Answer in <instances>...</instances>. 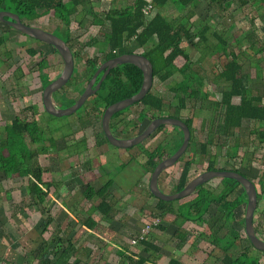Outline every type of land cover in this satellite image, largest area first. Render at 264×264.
Returning <instances> with one entry per match:
<instances>
[{
  "label": "trees",
  "instance_id": "trees-1",
  "mask_svg": "<svg viewBox=\"0 0 264 264\" xmlns=\"http://www.w3.org/2000/svg\"><path fill=\"white\" fill-rule=\"evenodd\" d=\"M110 1L114 4L122 0ZM169 1L179 11L187 12L186 21L185 19L182 22L168 21L159 12L158 9L165 7ZM237 1L242 6L247 3L245 0ZM250 1L258 7H264V0ZM87 3L86 0H0V11H9L16 14L20 20H29L30 22L44 15H53L63 25V28L59 30L65 34L66 38L58 37L66 43L73 52L74 59H76L79 55L74 52V39L69 28L79 8H82L84 13L89 12L90 7ZM231 4V0H209L207 6L209 8L210 5H216L226 11ZM197 5V0H153L152 7L156 11H154L150 20L145 19L143 12L146 6L145 0H133V3L128 6L112 8L99 15L91 12V25L107 26L109 32L103 34L102 41L91 38L84 46L98 47L102 63L124 54H132L139 49L152 65L153 81L157 79L159 82L164 83L176 74L181 76V79L170 88V92L177 99L176 107H172L171 103L166 104L162 97L151 93V89L139 103L132 105L142 106V109L150 113L166 115L164 117L179 119L185 123L190 131V140L187 150L176 163L187 154L189 149L191 151V145L194 144L193 120L191 117L181 118L180 112L186 109L187 102H192V108L194 109L201 107L202 102L208 97V93L202 90L205 80L211 87L220 88V100L213 102L215 111L210 119L208 138L205 142L197 144L198 149L193 153H198L196 155H198L200 162L204 161L206 163L205 171H232L252 181L255 187L259 185L260 189L256 187L259 204L264 195V169L255 178L242 171V168L235 167L236 164L233 162L236 160L239 165L242 164V159L238 156L240 145L236 133L243 127V122L246 121L248 124L264 122V106L259 98L252 95L248 85V74L245 73L247 63L251 66L258 55L264 54V46L259 45V39L254 32L239 40L234 38L235 41L232 40L229 44L227 39L212 30L206 23L207 21L201 27L190 23ZM199 20L204 21V19ZM210 39H213L215 43ZM4 42V37L0 36V47L3 46ZM183 43H187L189 47L196 51L212 47L210 55L211 57L218 55V61L211 65L208 76L203 74L200 76L199 73L201 72L195 69L196 67L191 62ZM244 43H248V46L242 49L245 46ZM233 46L237 47V53L229 49ZM27 53L29 56L36 54L34 51H28ZM220 56L224 59V62H220ZM200 57L198 64L206 56L201 52ZM262 61H264V58ZM258 63H260L259 59ZM46 65V61L43 60L36 69L40 74L42 89L49 83L46 80L47 75L42 73ZM98 65V59L96 58L86 60V66L81 72L82 79L86 83ZM79 74L75 68L74 76L69 82L72 83L75 80L76 85L80 83L81 80H78ZM141 84L142 73L135 66L122 65L111 70L101 84L100 89L87 100H91L92 103L87 112V117L91 118V115H97L101 120V116L108 106L135 95ZM58 93L59 91L56 94ZM63 96L64 94H58L57 106L60 108H67L76 100L73 99L65 106L61 103ZM235 98L237 102L234 101ZM33 108V105H31L28 110L31 111ZM216 109L219 110V117L215 113ZM119 113L114 114L111 118L110 129L112 128V119ZM139 114L144 117L142 113ZM145 118H142L140 123L141 130L154 119L153 116L150 119ZM85 123L91 125L89 121L82 122V125L84 126ZM164 127L166 126H160L149 139H155L156 134L161 133ZM1 131L3 132V138L0 139V171L3 173V178L8 176L17 178L27 186L28 194L34 204H42L48 196L49 186L42 180V176L47 170L40 167L38 157L41 155L46 156L49 150L54 147L53 142L49 147L43 145L45 139H43V133L36 119L22 120L15 117ZM179 133L180 138L177 137V134L172 137L174 145L177 144L175 147L173 145L170 152L164 151L165 149H162L159 144L152 151L140 150L141 154L145 156V161L142 162L143 166L147 168L145 173L151 174L160 161L171 156L179 148L182 142V133L180 131ZM255 133L259 145H264V132L260 134L256 130ZM101 135L103 136V142H107L102 130ZM231 140L233 144L228 147L229 150L224 154L229 158L228 162H231V166L218 168V155L211 153V148L215 146L221 151L223 146L229 145L228 142ZM75 152L77 153V150ZM131 159L138 160V158ZM192 166L193 158L190 155L183 162L179 177L173 185V193L181 191L192 180H189ZM219 181L218 186L215 188L207 186L206 183L196 188L189 197L173 202L160 201L154 198L149 191L148 193L156 201L155 208L160 212L159 217L175 214L184 222L205 225L204 232L208 235L206 237H210L212 240L211 245L221 252L220 264H260L257 257L249 256L250 250H256L251 246L244 233V211L246 206L244 190L235 180L221 179ZM110 186L111 183L108 181L97 189L89 184L81 189L85 199L91 200V198L97 197L100 200L97 209L104 216L107 215L104 210L107 209L108 213L110 212V206L106 202ZM43 187H45V191H43ZM182 200L184 201L181 202ZM242 205V215L240 218H236V212L241 209ZM212 206L215 207L213 212L211 211ZM174 207H177L176 212H174ZM40 226H42V222ZM253 227L257 234L258 228L254 225V220ZM245 244L247 246H244ZM239 248H241L240 252Z\"/></svg>",
  "mask_w": 264,
  "mask_h": 264
},
{
  "label": "rangeland",
  "instance_id": "rangeland-1",
  "mask_svg": "<svg viewBox=\"0 0 264 264\" xmlns=\"http://www.w3.org/2000/svg\"><path fill=\"white\" fill-rule=\"evenodd\" d=\"M86 1H88L87 5L90 7L89 12L84 13V10L79 8L75 13L74 19L72 20L69 28L71 31V36L74 39V51L77 55H79L78 58L74 59V64L75 68L77 69V73H80L78 80H81V82L77 85L75 80L72 81V83L69 82L62 88L61 91H59V93L64 94V96L61 98V103H63L65 106L68 104V102H72L73 99H77L86 85V81L82 79L81 75L83 68L86 66V60L96 58L98 59L99 64L102 63V58L100 53H98V47H87L84 45L91 38H96L102 41L103 34L108 33L109 29L107 26L99 27L96 25H91L90 21L92 20V17L90 13L92 12L99 15L109 11L112 8H122L133 3V0H122L114 4L111 3L110 0ZM231 1L232 4L230 8H228L226 11H223L222 7H217L216 5H210L208 8L207 5L209 0H197L198 5L194 9V16L190 19V23H193L195 26L197 25L199 27L207 23L212 28V30L216 31L223 38L227 39L229 44L232 42L233 38L240 39L245 35V33L250 31V29H253L255 32L264 35V7L255 6L250 0H245L247 3L244 6L240 5L239 1L237 0ZM158 10L168 21L173 22H182L187 14L186 11H179L170 1L165 7ZM199 19H204V21ZM33 23H35L36 26L39 23L44 30H49L55 35L61 36L64 39L66 38L65 34L61 33L59 30L63 28V25L51 14L44 15L37 20H33ZM33 23L28 20L29 25H34ZM0 36H3L5 39L3 46L0 47V101L6 105L4 106V109L0 108V111H2L0 112V122H10L15 118V116L22 120L36 119L43 133V139H45L43 145L45 147H49L51 142H53L54 145V147L49 150V153L46 156L41 155L38 157V159L41 160L43 164L51 163L52 159H65L66 162L61 163L62 169L60 170L59 174L65 172L77 174L78 180L80 179L78 183V190L81 189L79 185L82 186L84 182L88 181L91 177H93V181L89 184H91V186L96 189L101 185L100 183L111 179L114 182L116 190H131L132 187H134L135 182L138 179L141 180V178H143L142 176L147 169L142 164V162L145 161V156L141 154L140 150L143 149L144 151H152L159 144L162 149H165L164 151L170 152L174 145V140L172 137L177 134V137L180 138L178 129L166 126L161 133L156 134V139L145 140L142 145L131 150H118V148H115L108 142H105V145L107 149L111 151V154H117L118 151L119 155L116 158L112 159L110 157H106L105 155L103 156V154L100 156H95L97 153L94 151H87L85 146L87 145V141H89L88 144H93V142L96 141H103V136L101 135L99 116L91 115V119L87 117V112L92 105L91 100L86 101L85 104L75 113L60 118L48 115L43 110L42 102H39L42 89L40 85L41 83L37 78L35 64L39 59L44 58L47 62V65L43 70V74H46L49 80L52 81L62 70L63 64L61 58L50 46H43L40 43L37 44L36 41L27 40L20 34L10 30L8 26H5L1 23ZM210 40L214 41L213 39ZM24 46L33 48L37 53L41 54L39 56L37 54L34 57H30L25 52ZM183 46L186 47V51L191 59V62L194 64V67H196L195 69H198L201 72L199 73L200 76H202V74L204 76H208L211 65L218 61V55L213 57L210 55V52H212V47L206 48L202 51H196L195 49L189 47L187 43H183ZM229 49H232L235 53L238 51L236 46H233ZM136 52H141V50L138 49ZM199 52L200 54L202 52L204 56H206L204 60L202 59L200 64H198L201 58ZM9 53L12 54V57L14 56L13 58L15 63H13L14 66L12 67H10V65H12V60L10 62L8 57ZM219 59L220 62H224V59L221 58V56ZM20 64H22V66L16 67ZM246 69H248V67H246ZM180 79L181 76L178 74L174 75L171 79L164 83L154 79L153 85L151 87V93L162 97L166 104L171 103L172 107H176L177 99L174 97L173 93L170 92V88H172L174 84ZM202 90L208 93V97L202 102L201 107L194 109L192 108L193 103L187 102L186 109H183L180 112L181 118L185 119L187 117H191L193 120L194 144L191 145V151L189 149L187 154H185L183 158L174 165V167L172 166L173 168H169L170 170L168 169V173L164 172L159 177L158 187L166 195L172 194L174 192V187L172 185H175L183 162L188 159V156L191 155L193 158V166L189 173V180L205 172L206 163L204 161L200 162L198 155H196L198 153L194 154L193 152L195 150L197 151V144L205 142L208 138L207 135L210 119L212 115H214L215 111L213 102L220 100V88L215 89L211 87L205 80ZM58 94L55 93L52 97L53 103L56 104V106ZM31 105H33L34 108L33 110L29 111L28 106L30 107ZM58 105L61 106L60 104ZM139 113H142L144 117L140 116ZM215 113L219 117L218 109H216ZM152 116L154 119H156L164 118L166 115L156 114L154 112L150 113L142 109V106H130L121 111L116 117L112 119L111 132L114 137L118 139H129L140 132V123L142 122V118L146 117L145 119H150ZM84 121H89L91 125L89 123H85L83 126L82 122ZM251 129L252 125L244 121L243 127L236 133L238 136V143L240 145L238 149V156L242 159V164L239 165L238 161L236 160L235 162H232L236 164L235 167L242 168V171H245L246 174L256 178L260 175L262 169H264V167H262L264 166V146L259 145V143L251 134ZM228 144L229 145H224L221 151H219L215 146L211 148V153H216L218 155V168H228L231 166V162H228L229 158L224 154L229 150L228 147L233 144L232 140L229 141ZM76 150L78 154L75 152ZM131 151H136L135 155L139 156L137 161L131 159L133 157L130 154ZM87 159H89V162L87 163L90 164L92 168L85 173L79 172L78 170H80L82 166L78 164H84L83 161H87ZM48 164L47 168L49 169L51 166ZM92 171H94V173H92ZM97 178L101 181L102 179L104 180L102 182L99 180V183L95 181ZM219 182V179H214L208 182L206 185L211 188H215L218 186ZM255 182H257V180H255ZM17 183L19 185L20 180H18ZM19 187L20 186L17 188ZM256 187L259 188V185ZM145 188H148V183L145 185ZM183 201L184 200L181 202ZM214 208L215 207L212 206V212L214 211ZM242 212L243 205L241 206V209L237 210L235 217L240 218ZM253 220L254 225L258 228L257 236L261 240H264V195L259 201ZM203 229L205 230L204 227ZM29 231L32 232L33 230L29 229ZM206 236L208 235L204 234V237ZM244 246L247 245L245 244ZM240 251L241 248H239V252ZM216 254L221 255V252L218 250L216 251ZM249 256L257 257L259 259V263L264 264L263 253H257V251L250 250Z\"/></svg>",
  "mask_w": 264,
  "mask_h": 264
},
{
  "label": "crops",
  "instance_id": "crops-1",
  "mask_svg": "<svg viewBox=\"0 0 264 264\" xmlns=\"http://www.w3.org/2000/svg\"><path fill=\"white\" fill-rule=\"evenodd\" d=\"M252 32L257 35L259 45L264 46V35L253 29L243 37ZM244 44L242 49L248 46V43ZM263 58L264 54H260L251 66L247 63L249 68L245 73L248 74L252 95L259 98L264 106ZM4 106L0 101V108L4 109ZM9 123L1 121L0 129ZM250 125L258 142L255 131L262 134L264 122ZM2 138L3 132L0 131ZM88 143L86 150L94 151L97 153L95 156L103 154L113 159L119 155L118 151L111 154L103 141ZM130 154L134 159L139 158L136 151ZM38 162L42 169L47 170L42 180L49 186L48 196L42 204H34L24 183L18 185V179L11 176L3 178L0 171L1 260L21 264H220L222 257L216 254L218 249L211 245L210 237H204L205 225L184 222L175 214L159 217L156 201L145 188L150 174L144 173L131 190H116L111 179L105 182L99 179L100 183L97 178L95 181L100 186L108 181L111 183L106 201L110 212L104 210L107 213L104 216L97 209L100 200L97 197L85 199L81 191L83 186L93 181V177L79 185L81 189L78 190L80 179L77 174H59L65 159H52L49 164H43L39 159ZM83 162L78 164L82 166L78 171L85 173L92 166L87 163L89 159ZM47 164L51 166L49 169ZM173 209L177 211V207ZM155 221L158 222L154 226L152 223ZM146 226L150 228L143 234ZM134 240L136 243L132 244Z\"/></svg>",
  "mask_w": 264,
  "mask_h": 264
},
{
  "label": "water",
  "instance_id": "water-1",
  "mask_svg": "<svg viewBox=\"0 0 264 264\" xmlns=\"http://www.w3.org/2000/svg\"><path fill=\"white\" fill-rule=\"evenodd\" d=\"M0 23L6 24L11 29L27 37L51 46L60 56L63 64L62 70L60 71L58 77L50 81L42 90L41 100L43 109L52 117L60 118L69 116L79 110L85 102L100 89L101 84L111 70L122 65H132L139 69L142 73V84L139 91L129 98L108 106L102 114L100 121L101 130L107 142L115 148L127 150L143 143L160 126H169L179 129L182 133V142L179 148L171 156L160 161L150 174L148 181L150 194L160 201L173 202L189 197L194 193L196 188L214 179L235 180L240 184L246 196V206L244 211L245 236L256 251L264 253V241L257 236L253 227V218L258 206V201L257 190L252 181L232 171H205L193 178L181 191L177 193L166 195L159 189L158 178L160 174L174 166L188 147L190 131L183 121L167 117L156 118L153 119L139 135L129 139H118L112 134L110 129V120L112 116L136 103H139L147 95L153 85V69L147 58L141 54L132 53L124 54L103 62L97 67L96 71L93 73L75 102L67 108H59L53 103L52 96L69 83L75 69L73 54L69 47L58 36L40 28L27 26L21 23L19 17L9 11H0Z\"/></svg>",
  "mask_w": 264,
  "mask_h": 264
},
{
  "label": "flooded vegetation",
  "instance_id": "flooded-vegetation-1",
  "mask_svg": "<svg viewBox=\"0 0 264 264\" xmlns=\"http://www.w3.org/2000/svg\"><path fill=\"white\" fill-rule=\"evenodd\" d=\"M20 19V18H19ZM37 20V19H36ZM21 21V23H23V24H25V25H27V26H32V27H36V28H40V29H42V30H44L41 26H40V24L38 23L37 24V26H36V24L35 23H33V21H32V23L35 25H29L28 24V21L27 20H20ZM5 26H7L6 24H4ZM9 27V26H8ZM10 28V27H9ZM10 30H12V31H14V32H16V33H18V34H20L21 36H23L24 38H26L27 40H32V41H36V40H34V39H32V38H30V37H27V36H25V35H23V34H21V33H19V32H17V31H15V30H13V29H11L10 28ZM55 30V29H54ZM57 30V29H56ZM44 31H46V30H44ZM47 32H49V33H51V34H53V35H55L53 32H51V31H47ZM55 36H58V35H55ZM33 43H35V42H33ZM36 43L38 44V43H40L41 45H47V44H44V43H41V42H39V41H36ZM49 46V45H48ZM51 47V46H50ZM52 48V47H51ZM53 50H54V48H52ZM24 50H25V52L27 53L28 51H34L36 54L34 55L33 54V56H30V57H34V56H36L37 54H38V56L41 54V53H37L36 52V50L35 49H33V48H28V47H25L24 46ZM55 51V50H54ZM56 52V51H55ZM75 52V51H74ZM134 53H137V54H141L142 55V52H134ZM28 54V53H27ZM57 54V53H56ZM72 54H73V52H72ZM29 55V54H28ZM58 55V54H57ZM59 56V55H58ZM9 60H10V62H11V60H12V65H10V67H12V66H14V64L13 63H15V61H14V56L12 57V54H10L9 53ZM60 57V56H59ZM74 58V57H73ZM43 60H45L44 58H41V59H39L37 62H36V64H35V70L37 69V67H38V65L43 61ZM47 63V62H46ZM11 64V63H10ZM102 64V63H101ZM100 65V64H99ZM98 65V66H99ZM9 66V65H8ZM20 66H22V64H20V65H18V66H16V67H20ZM17 69H19V68H17ZM37 71V78L39 79V81H40V85H41V89H42V81H41V79H40V74H39V72H38V70H36ZM42 73H43V71H42ZM22 76V75H21ZM21 76H19V77H21ZM23 76H24V74H23ZM58 77V76H57ZM100 77V76H99ZM99 77H98V79H99ZM46 80H48L49 82H50V80H49V78H48V76H47V78H46ZM54 80V79H53ZM90 80V79H89ZM88 83V82H87ZM86 83V84H87ZM86 86V85H85ZM43 90V89H42ZM42 90H41V94H40V100H39V102L41 101L42 102ZM29 107V106H28ZM44 110V109H43ZM15 117H17V116H15ZM102 117V116H101ZM113 117V116H112ZM89 119H91V118H89ZM88 120V119H87ZM101 121V120H100ZM111 121V120H110ZM151 122V121H150ZM149 122V123H150ZM148 123V124H149ZM147 124V125H148ZM100 127H101V123H100ZM177 129V128H176ZM143 130V129H142ZM142 130H140V132L139 133H137V134H135L133 137H135V136H137V135H139L141 132H142ZM179 130V129H178ZM180 131V130H179ZM133 137H130V138H133ZM150 138V137H149ZM148 138V139H149ZM155 138V137H154ZM147 139V140H148ZM152 140H154V139H152ZM140 145H142V143L140 144ZM139 146V145H138ZM138 146H135V147H132V148H130V150L131 149H134V148H137Z\"/></svg>",
  "mask_w": 264,
  "mask_h": 264
},
{
  "label": "built area",
  "instance_id": "built-area-1",
  "mask_svg": "<svg viewBox=\"0 0 264 264\" xmlns=\"http://www.w3.org/2000/svg\"><path fill=\"white\" fill-rule=\"evenodd\" d=\"M145 1H146V6H145L143 12H144V15H145V19L146 20H150L151 17L153 16V14H154V11H155L154 8L152 7V1L153 0H145ZM157 222L158 221L153 222L152 225H154V226L157 225ZM149 228H150V226H146L145 229L143 230V234L147 233ZM131 243L135 244L136 241L134 240ZM0 264H21V263L4 261V260L0 259Z\"/></svg>",
  "mask_w": 264,
  "mask_h": 264
}]
</instances>
